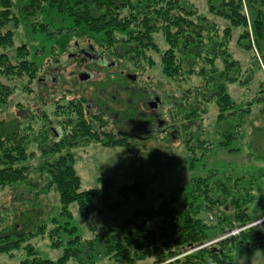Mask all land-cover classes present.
<instances>
[{
    "label": "rangeland",
    "instance_id": "rangeland-1",
    "mask_svg": "<svg viewBox=\"0 0 264 264\" xmlns=\"http://www.w3.org/2000/svg\"><path fill=\"white\" fill-rule=\"evenodd\" d=\"M185 1L191 8L186 11L193 12L192 20L197 24L201 20L204 24L200 25L206 29L215 26L211 33L204 31L205 39L211 36L223 40L232 60L239 65L240 71L233 74L239 82L230 83L228 93L241 109L250 107V114L241 120L235 121L234 116L232 121L231 116L226 117L225 122L218 119L219 107L216 99L212 98L213 85L204 84L197 74L205 65L202 59H198L197 73L192 75L183 71L180 77L173 79L163 73V58L171 48L164 34L168 26L166 21L160 19L154 24L149 41L152 45L138 53L140 57L130 60L114 54L120 49L118 46L112 49L103 47L106 45L102 41L103 34L87 32L86 27L77 28L69 14L60 13L47 4H39L45 5L44 9L34 11L37 15L30 19L38 28L40 24H49V30L54 34L48 36L44 32H34V26L24 19L22 11L30 0H12V11L19 21L17 25L14 22L7 25L6 30L13 31L14 44L10 48L0 47V56L4 55L10 64L16 66L21 55L18 48L26 46L27 59L38 71L32 80L29 76L18 78L0 74V80L10 89L7 98H0V140L4 149L13 148L14 144L22 146L25 157L15 161L14 168L24 169L27 175L25 181L0 182V238L11 236L14 240L18 235L30 234L42 227L45 234L27 237L21 249L1 254L0 264H21L31 259L25 250L28 245L38 251V257L56 264L71 238L77 236L82 242L90 241L107 230L124 234L127 231L126 221L135 210L158 207L163 196L176 193L177 188L189 187L198 178L215 173L217 179L226 180L231 190L236 189L232 197L239 193L245 195L244 189L252 184L255 198L246 207L247 211L257 221L264 219V36L258 37L254 27L258 13H264V0H236L241 4L240 11L246 18V27H232L224 16L212 13L210 5L214 2L211 0ZM179 2L170 9L172 14H177ZM221 10L226 12L228 9L222 6ZM153 11L149 10V16ZM131 14L132 11L127 9L122 16ZM132 27L135 32L139 30L134 24ZM228 29L231 30L229 35L226 33ZM171 30L173 34L177 32L175 27ZM243 34L249 37L244 38ZM181 38L178 37L179 40ZM248 41L251 51L244 47ZM207 44L206 41L205 50L209 48ZM214 48L216 50L217 46L214 45ZM84 50L89 52L90 57L84 58ZM175 55L178 64L186 56L182 52ZM98 57L107 62L101 72L95 69L103 66L95 60ZM221 59L216 60L220 72L224 69ZM119 69L125 75L122 78L120 74L113 75ZM214 70L208 71L212 73L209 79L216 76ZM81 74L92 75L93 79L84 81L79 78ZM111 77L112 80L121 78L122 84L129 90L121 87L119 92L116 82L107 81ZM104 84L108 100L101 94ZM130 90H147L149 103H155L157 109L148 108L136 100L134 104H129L128 99H135L134 96L146 97L145 92L132 95ZM195 90L203 94L206 92L209 100H213L204 102L205 98L200 97L202 108L197 118L193 119L194 123L181 125L187 113L181 115L179 104L187 103L185 95L194 97ZM155 98L159 99V105L156 101L152 102ZM91 99L110 107L108 116L103 117L106 121L94 118L100 111L93 103L91 107L86 104L85 101ZM80 109L84 116L80 115ZM119 111L123 113V118ZM152 116H156V122L152 121ZM112 119L116 122L121 119V127H131L133 132L140 127L147 129L152 121L155 123L150 130L154 133L146 141L130 138L128 133L119 132ZM83 120L94 125L91 131L94 137L84 133L80 126ZM140 122L144 123L143 126ZM145 122H148L147 125ZM159 122H162L161 126ZM235 125L239 128L236 129ZM226 132H232L234 138L223 147L221 142L225 141ZM187 138H190L194 151L189 148ZM199 139H203L204 144H199ZM108 142H112L111 145L107 146ZM55 143L65 145L58 147ZM66 154L72 156L76 176L80 178V192L101 189L104 187L101 180H107L114 182L110 185L112 203L124 200L119 196V189L126 184L136 185L143 194L130 196L113 211H106L104 201L95 197V212L89 217H82L78 203H72L68 207L72 218L67 217L63 213L57 185L50 184L48 170V165L53 166ZM237 183L243 188H236ZM232 197L226 206H214L212 209L203 202L201 218L208 225L226 231L232 230L234 225L239 227V223L232 219L235 212ZM230 219L231 222L228 221ZM255 226L263 235V241L253 246L250 241L239 240L240 243L238 241L232 251L235 264H264V223ZM74 228L76 232L73 235L67 232ZM52 234L57 236L51 238ZM5 242L0 241V245ZM56 244L58 249L54 247ZM225 245L228 247L229 244ZM113 258L103 257L95 264H125ZM153 261L150 259L140 264H152ZM67 264L78 263L72 259Z\"/></svg>",
    "mask_w": 264,
    "mask_h": 264
},
{
    "label": "trees",
    "instance_id": "trees-1",
    "mask_svg": "<svg viewBox=\"0 0 264 264\" xmlns=\"http://www.w3.org/2000/svg\"><path fill=\"white\" fill-rule=\"evenodd\" d=\"M211 1L214 2L213 5H210L212 13L224 16L232 23V27H246V18L242 16L240 11L241 4L236 0ZM178 2L179 0H30L29 4L22 8V11L25 14L24 19L30 24H32L30 18L37 15L34 11H40V8L43 10L45 6H41L43 4L56 8L60 13L66 12L77 28L86 27L87 32L96 33L97 35L103 34V40H101L106 43L105 46L102 45L103 47L112 49L118 46L120 49H117L118 52L115 50L114 54L130 60H133V57L137 58L140 55L138 53L152 45L149 41L155 28L154 24L162 19L168 24L164 29V34L171 46L163 58V73L167 78L176 79L182 75L183 71L189 75L197 73L198 59H202L205 65L197 74L204 80V84L213 85V90H210L214 92L212 98L216 99V104L219 107L218 119L225 122L227 121L225 118L231 116L230 121H232L234 116L236 121L237 119L241 120L245 115L248 116L251 112L250 107L244 110L241 109V106L228 93V85L239 82V78L233 74L240 70L238 69V63L232 60V56L226 49L227 44L223 40L211 38V36L209 39H205L203 36L204 31L211 33L214 31L215 26L211 25V29H206L200 25V23L204 24L201 20H199V24L192 20L190 17L194 16L193 12L186 11L191 8L187 6L185 0L179 2L177 14H172L170 9ZM222 6H226L228 10L223 12L221 10ZM12 9V0H0V47L2 48H10L14 44L13 31L6 30L9 23L14 22L17 25L19 21L16 15L13 14ZM127 9L132 11V14L123 17L122 15ZM150 9L151 11L155 10L149 16ZM258 15L254 27L258 33L257 36L263 37L264 13H258ZM133 24L136 25L135 29H139L137 32L134 31ZM32 25L34 26V32H44L48 36L54 34L49 30V24H40L39 28L34 24ZM173 27L177 29L175 34L171 30ZM230 32L229 29L226 31L228 35ZM118 34L122 35L119 38L120 40L117 38ZM179 36L182 37L181 40L178 39ZM243 36L244 38L249 37L248 34H243ZM228 38L224 40L227 41ZM206 41L209 46L208 50H205ZM214 45L218 49L215 50ZM244 47L251 51L249 41L244 44ZM176 52H182L187 59H184V57L181 63L178 64L176 62ZM18 53L21 55L18 57L19 62L16 66L10 64L4 55L0 56V74L18 78L29 76L30 80L35 79L38 70L27 59L26 46H20ZM204 53L208 54L204 55ZM220 57L224 65L221 72L218 70L216 62L217 58ZM2 68L4 69L2 70ZM213 68L216 71V76L209 79L212 73L208 71ZM194 94V97L188 96L190 94L187 95L188 97L185 95L184 98L187 103L182 102V104H179L181 115L187 113L181 125L194 123L195 120L193 119L197 118L202 108L199 102L200 97L207 100H204V102L213 100L212 98L209 100L210 97L206 96V92L203 94L202 91L195 90ZM9 95V86L3 84L0 80V98H7ZM184 109L185 111H183ZM82 111L79 110L80 115H83ZM94 118L97 121H103L102 118ZM154 123L150 124L153 125ZM105 125L107 124L105 123ZM80 126L84 129V133L94 137V133L91 132L94 127L92 123L83 120ZM235 127L236 129L239 128L238 125H235ZM231 133H224L226 139L221 142L222 144L220 143L223 147L234 138ZM187 139L188 141H186L191 149L190 138ZM202 141L203 139H199V144H204ZM111 143L108 142L106 145L109 146ZM62 144L64 143H55L58 147ZM2 146L3 141L0 140V166L2 167L0 182L3 181L5 184H9L19 180L25 181L27 175H25L24 169L16 170L14 168L15 161L24 159V149L19 144H14L11 149H4ZM191 150L194 151V148ZM12 153H15V155ZM16 154L21 155V158ZM48 166L50 184L57 185L60 202L64 209L63 213L69 218H72V216L68 211V207L72 203H78L82 217H89L95 212L93 206L95 197H99L104 201L106 211H113L115 206L120 207L130 196L143 194L136 185L126 184L119 189V196L123 197L124 200L119 199L112 203L110 185L114 182L107 180H101L104 183V187L101 189L80 192V178L76 176L72 156L69 154L62 156L58 162L53 163V166ZM237 185L236 188H243L240 183H237ZM251 185L249 184V187L244 189L246 191L245 195L241 196L239 193L232 197V192L236 189L231 190L225 179H217L216 173L198 178L189 187H179L175 190L176 193L172 192L167 196H163L158 207L152 206L135 210L126 221L127 231L124 234L116 230H107L90 241L82 242L81 238L77 236L71 238L63 256L56 264H67L72 259L78 264H95L103 257H114L113 259L116 261L120 260L125 264H140L150 259L154 260L152 264H235L232 251L239 240L250 241L253 246L263 241V235L257 230L256 226L243 230L237 235H231V232L235 229L251 225L257 221L248 213L246 208L255 198L252 194ZM230 197H232L235 210L232 219L239 223V227L234 225L231 226L232 230L226 231L224 228L208 225L201 218L203 202L212 209L214 206L216 208L226 206ZM228 221L231 222V219ZM225 222L227 221L225 220ZM67 232L73 235L76 229H69ZM44 234L45 228L42 227L30 234L18 235V238L14 240L11 236H3L0 241L6 242L0 245V255L21 249V244L27 237L33 238ZM55 236L57 234H52L51 238H55ZM226 243L229 244L228 247L225 245ZM54 247L58 249V244ZM25 250L27 256L32 258L26 259L21 264H55L50 260L38 257V251L31 245H28Z\"/></svg>",
    "mask_w": 264,
    "mask_h": 264
},
{
    "label": "flooded vegetation",
    "instance_id": "flooded-vegetation-1",
    "mask_svg": "<svg viewBox=\"0 0 264 264\" xmlns=\"http://www.w3.org/2000/svg\"><path fill=\"white\" fill-rule=\"evenodd\" d=\"M83 55H84V58H86V57H90V55H89V52H86L85 50L83 51ZM93 59H95V58H93ZM88 60V59H87ZM95 60H98V61H100L101 63H102V67L100 68V67H94L93 66V68H95L98 72H101V70H103L102 68H105L106 67V64H107V62H106V60L103 58V57H98L97 59H95ZM89 62V61H88ZM110 69V68H109ZM117 74H120V77L122 78V76H125L124 74H123V71L121 70V69H119V70H117L116 71V73L115 74H113V75H117ZM129 76V75H128ZM127 76V77H128ZM113 77V76H112ZM112 77L109 79L108 78V80L107 81H111L112 80ZM130 77V76H129ZM79 78L80 79H82V80H84V81H90L91 79H93V77H92V75H89V74H81L80 76H79ZM121 78H115L114 80H112V83H114V82H116L117 83V90L120 92L121 91V87L122 88H124V89H126V90H129V87L128 86H126V85H123L122 84V79ZM136 79V78H135ZM134 79V80H135ZM104 82H106V81H104ZM106 88V86H105V84L102 86V95H103V97H105V100H108L107 99V96H106V94H105V89ZM131 91V93H132V95H140V94H142V92H145L146 93V99L145 98H141V97H136V96H134V98L135 99H128V103L129 104H134V100H136L137 102H142V104L144 103V105H146V106H148V108H149V106H150V108H151V103H149V93L147 94V90H130ZM141 99V100H140ZM153 101H156L157 102V104L159 105V99L158 98H155V99H153L152 100V102ZM86 102V104L88 103V104H90L89 105V107H91V103H93L94 105H95V108L96 109H98L100 112H99V115L98 116H95V117H99V118H103V117H106V116H108V112H109V110H110V107H108L107 106V104L105 103H103V102H98V103H96L94 100H86L85 101ZM108 103V102H107ZM157 107L158 106H156V107H153L152 109H154V110H156L157 109ZM115 115V114H114ZM119 115H120V117L121 118H123V113L121 112V111H119ZM152 121L154 120L155 121V119L154 118H156V116H152ZM104 120L103 121H106L105 120V118H103ZM149 119V118H148ZM113 120V119H112ZM118 120V119H117ZM152 121H150L149 122V124L147 125V123L148 122H145V125H147V129H142L141 127H140V130H134V132L132 131V128L131 127H128V128H125V129H123L121 126V123H122V121H121V119H120V121H118V122H116V121H114L113 120V122H114V124L116 125V126H118V130H119V132L121 133V134H124V135H126V133H128L129 134V137L130 138H134V139H139V140H148L149 138H150V136L154 133L153 131H151L150 130V127L152 126V124H150ZM156 122V121H155ZM104 124H105V122H103ZM144 124V123H143ZM143 124L140 122V126H143ZM159 125L161 126L162 125V122H159ZM128 126V125H127ZM123 129V130H122ZM143 134H147L146 136H140V135H143ZM145 140V141H146Z\"/></svg>",
    "mask_w": 264,
    "mask_h": 264
},
{
    "label": "built area",
    "instance_id": "built-area-1",
    "mask_svg": "<svg viewBox=\"0 0 264 264\" xmlns=\"http://www.w3.org/2000/svg\"><path fill=\"white\" fill-rule=\"evenodd\" d=\"M246 228H248V227H245V228H242L240 230H237V231L233 232L232 234L233 235L239 234L242 230H245Z\"/></svg>",
    "mask_w": 264,
    "mask_h": 264
},
{
    "label": "water",
    "instance_id": "water-1",
    "mask_svg": "<svg viewBox=\"0 0 264 264\" xmlns=\"http://www.w3.org/2000/svg\"><path fill=\"white\" fill-rule=\"evenodd\" d=\"M156 107L155 103H151V108Z\"/></svg>",
    "mask_w": 264,
    "mask_h": 264
}]
</instances>
